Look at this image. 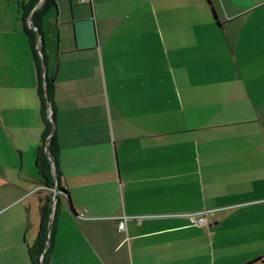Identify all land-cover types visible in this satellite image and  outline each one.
<instances>
[{
  "label": "crops",
  "instance_id": "1",
  "mask_svg": "<svg viewBox=\"0 0 264 264\" xmlns=\"http://www.w3.org/2000/svg\"><path fill=\"white\" fill-rule=\"evenodd\" d=\"M53 1L37 40L68 195L35 166L43 0L27 19L0 0V264H31L43 197L46 264H264V0H211L219 24L206 0Z\"/></svg>",
  "mask_w": 264,
  "mask_h": 264
},
{
  "label": "trees",
  "instance_id": "2",
  "mask_svg": "<svg viewBox=\"0 0 264 264\" xmlns=\"http://www.w3.org/2000/svg\"><path fill=\"white\" fill-rule=\"evenodd\" d=\"M39 0H30V5L25 8L24 16L25 19L28 18L32 8ZM208 6L210 8L212 17L216 23L218 22L217 13L215 7L211 0H206ZM54 5L53 0H43L42 4L39 8H37L32 17L30 18V25H28L26 21V34L29 36L30 43L33 49L34 55V62L36 65V69L38 72V94L40 98V107L41 113L44 123V135H43V143L42 146L39 148L35 166L37 169V173L39 175L40 184H42L45 188L51 190L55 184H57V189L64 192L66 195L68 193L59 186V170L57 165V148L53 139V135H51L52 130V115L50 118L48 117L49 111V104L46 102L45 92L47 96L50 95L51 90V83L48 80L47 76L44 75L42 71V51L38 45L36 47V42L38 39V32L39 24L38 19L39 17L45 12V10ZM49 135H51L49 137ZM49 137V138H48ZM53 165V166H52ZM47 201L48 197H43L41 199V221H40V228L38 231V235L34 241V243L28 247V254L31 260V264H46V252L44 251L45 248V241H46V233H47V226H48V211H47Z\"/></svg>",
  "mask_w": 264,
  "mask_h": 264
},
{
  "label": "built area",
  "instance_id": "3",
  "mask_svg": "<svg viewBox=\"0 0 264 264\" xmlns=\"http://www.w3.org/2000/svg\"><path fill=\"white\" fill-rule=\"evenodd\" d=\"M89 1L90 0H80V2H82V3H87ZM28 25H30V21H28ZM38 45H39V40H37V42H36V47H38ZM50 115H51V113H50V111H48V117L49 118H50ZM188 218H189L190 224L195 225V226H201V225H203V224L206 223L205 215L204 214H200L197 217L194 216V215H190ZM123 228H124L123 227V224L121 222H119V224H118V230L119 231H122Z\"/></svg>",
  "mask_w": 264,
  "mask_h": 264
},
{
  "label": "water",
  "instance_id": "4",
  "mask_svg": "<svg viewBox=\"0 0 264 264\" xmlns=\"http://www.w3.org/2000/svg\"><path fill=\"white\" fill-rule=\"evenodd\" d=\"M34 9H35V8H34ZM38 35H40V34L38 33ZM45 98H46V102L49 104V98H48L46 92H45ZM52 132H53V130L51 131V133H52ZM51 135H52V134H51ZM51 135H49V137H50ZM49 137H48V138H49ZM52 166H53V165H52ZM51 190H52L53 193H54V195H53V199H56V196H57L58 193H62L61 190H58V189H57V184H55L54 187H53ZM63 194H64V193H63ZM68 206H69L70 210H71L72 212H74V210H73V208H72V206H71V204H70L69 201H68Z\"/></svg>",
  "mask_w": 264,
  "mask_h": 264
}]
</instances>
